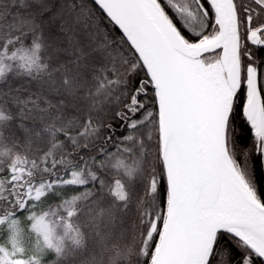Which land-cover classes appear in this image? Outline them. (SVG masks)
I'll use <instances>...</instances> for the list:
<instances>
[{"label":"snow or ice","instance_id":"6c2138e0","mask_svg":"<svg viewBox=\"0 0 264 264\" xmlns=\"http://www.w3.org/2000/svg\"><path fill=\"white\" fill-rule=\"evenodd\" d=\"M0 264H264V0H0Z\"/></svg>","mask_w":264,"mask_h":264}]
</instances>
